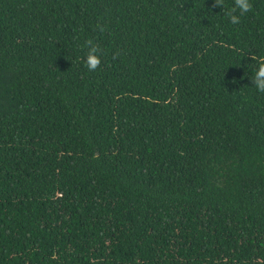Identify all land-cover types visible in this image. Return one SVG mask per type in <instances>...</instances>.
I'll list each match as a JSON object with an SVG mask.
<instances>
[{"label":"trees","instance_id":"1","mask_svg":"<svg viewBox=\"0 0 264 264\" xmlns=\"http://www.w3.org/2000/svg\"><path fill=\"white\" fill-rule=\"evenodd\" d=\"M233 3L0 0V264H264V0Z\"/></svg>","mask_w":264,"mask_h":264},{"label":"clouds","instance_id":"2","mask_svg":"<svg viewBox=\"0 0 264 264\" xmlns=\"http://www.w3.org/2000/svg\"><path fill=\"white\" fill-rule=\"evenodd\" d=\"M217 5L222 6L223 0H215ZM252 8L251 0H234V3L225 11V15L229 19L231 24H238L241 17ZM237 12L239 14H237ZM89 45L86 52L85 63L89 70H95L101 63V57L99 55V48L92 43L91 40L87 42ZM256 60L257 66L253 69V75L251 76L253 86L259 93H264V56L253 57ZM54 258V257H53Z\"/></svg>","mask_w":264,"mask_h":264}]
</instances>
